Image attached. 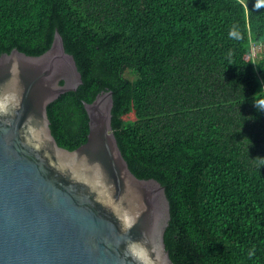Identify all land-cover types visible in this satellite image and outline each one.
Wrapping results in <instances>:
<instances>
[{
    "label": "trees",
    "instance_id": "16d2710c",
    "mask_svg": "<svg viewBox=\"0 0 264 264\" xmlns=\"http://www.w3.org/2000/svg\"><path fill=\"white\" fill-rule=\"evenodd\" d=\"M254 3L0 0V51L40 54L55 26L74 57L82 83L47 105L59 146L86 140L79 99L111 90L129 169L164 186L174 264H264V167L254 160L264 157L254 104L264 99V7ZM233 26L241 39L229 38Z\"/></svg>",
    "mask_w": 264,
    "mask_h": 264
},
{
    "label": "water",
    "instance_id": "95a60500",
    "mask_svg": "<svg viewBox=\"0 0 264 264\" xmlns=\"http://www.w3.org/2000/svg\"><path fill=\"white\" fill-rule=\"evenodd\" d=\"M80 83L55 26L40 54L0 51V264H174L164 186L129 169L111 90L78 98L85 142L66 149L52 135L47 105Z\"/></svg>",
    "mask_w": 264,
    "mask_h": 264
},
{
    "label": "clouds",
    "instance_id": "9594fccd",
    "mask_svg": "<svg viewBox=\"0 0 264 264\" xmlns=\"http://www.w3.org/2000/svg\"><path fill=\"white\" fill-rule=\"evenodd\" d=\"M254 7H256V8L264 7V4H261L259 2V0H255ZM228 35H229L230 39H234V40H238V39L242 38L241 34H240V32L236 26H233L230 29ZM254 104H255L258 111L264 112V99H257L256 95H255L254 96ZM254 160H256L258 162V165L260 167H264V157L257 156L256 158H254ZM251 254L252 253H250V255Z\"/></svg>",
    "mask_w": 264,
    "mask_h": 264
},
{
    "label": "rangeland",
    "instance_id": "374dc122",
    "mask_svg": "<svg viewBox=\"0 0 264 264\" xmlns=\"http://www.w3.org/2000/svg\"><path fill=\"white\" fill-rule=\"evenodd\" d=\"M257 49H259V46H257L256 48H254V47L251 48L252 52H255V50H257Z\"/></svg>",
    "mask_w": 264,
    "mask_h": 264
}]
</instances>
